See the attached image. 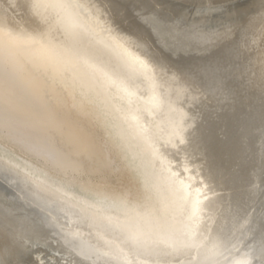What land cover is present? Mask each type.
<instances>
[{"label": "bare ground", "instance_id": "bare-ground-1", "mask_svg": "<svg viewBox=\"0 0 264 264\" xmlns=\"http://www.w3.org/2000/svg\"><path fill=\"white\" fill-rule=\"evenodd\" d=\"M0 176L52 225L0 214V264H264V0H0Z\"/></svg>", "mask_w": 264, "mask_h": 264}, {"label": "snow or ice", "instance_id": "snow-or-ice-1", "mask_svg": "<svg viewBox=\"0 0 264 264\" xmlns=\"http://www.w3.org/2000/svg\"><path fill=\"white\" fill-rule=\"evenodd\" d=\"M223 10L222 6H210L202 7L197 11L198 14L206 15ZM145 20L152 25L155 34L153 43L168 51L169 56L174 59L182 51L184 45V40L181 38L183 29L180 27V24L169 23L155 12L146 16ZM155 63L161 66H168L170 69L172 68L171 60L166 58H161L155 61ZM199 153L200 145L191 137L178 138L175 142L174 156L180 165L177 169V176L181 177L182 180L186 176H190L193 181L199 176V185H203L204 177L200 175L203 169V161ZM50 158L55 160V157L50 156ZM108 179L111 180L112 178L108 177ZM12 183L7 176H0V189H3L5 193L4 197H0V201H7V207H0V214L10 224L15 221L23 222L27 230L37 236H43L52 225L43 214V210L25 206L26 204L30 205L31 201L28 200L24 190L19 187L18 183L15 188L11 187ZM199 185L197 186V191H199ZM189 186L191 187L192 185L190 184ZM9 191L12 193L10 197L8 196ZM260 240L264 244V235L260 237Z\"/></svg>", "mask_w": 264, "mask_h": 264}]
</instances>
